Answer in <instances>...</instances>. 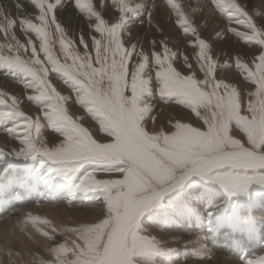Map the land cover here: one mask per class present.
Here are the masks:
<instances>
[{"label": "snow or ice", "instance_id": "6c2138e0", "mask_svg": "<svg viewBox=\"0 0 264 264\" xmlns=\"http://www.w3.org/2000/svg\"><path fill=\"white\" fill-rule=\"evenodd\" d=\"M38 14L16 21L0 8V34L8 40L0 44V68L21 73L31 83L25 99L40 108L43 118L62 137L51 148L38 138L40 116L25 115L23 101L0 91V121H12L8 135L18 139L15 160L42 158L53 172L76 176L88 164L116 171L122 178L97 179L88 172L79 176L76 191L100 192L106 207V218L98 223L70 228L73 239L52 251L56 264H157L156 257L170 253L162 250L156 239L143 235L142 218L162 209L164 200L192 182L216 188L227 197L247 196L251 186L264 188V27H258L239 0H212L214 10L228 22H235L247 33L229 27L226 32L254 45L251 62L235 58V69L248 86L246 92L233 84L218 80L219 64L210 54L209 45L201 39L184 15L180 4L166 0L177 15V27L185 37H195L190 47L197 50L193 59L203 73L182 75L173 67L177 55L164 43L151 54L132 44L125 47L122 31L144 15L143 8L129 7L125 0H111L118 21L109 26L96 11L93 0H28ZM101 6L104 0H100ZM66 4L84 14L95 25L90 30L91 50L85 38H79L81 54L57 20ZM22 11L21 5H15ZM151 17V13H147ZM135 18V19H134ZM26 38L22 43L16 35ZM34 36L35 41L29 36ZM223 38V33L217 34ZM38 42V46L37 43ZM155 47V41H152ZM59 49V54L54 50ZM184 56L189 70L192 64ZM154 72V77L152 73ZM59 74L74 86L75 103L99 124L100 136L94 138L81 126L82 117L71 118L65 105L69 96L61 95L49 81ZM163 98H175L177 104L190 109L203 123L174 122L167 132H149L148 121L156 120L148 102L152 98V81ZM201 111L203 115H201ZM36 133V138L33 136ZM0 155L7 153L0 152ZM209 218L212 216L209 214ZM47 225L48 221H40ZM39 231V229H37ZM54 235L56 228L51 229ZM49 241L54 235L40 232ZM71 257V259H68ZM159 264H165L163 260ZM243 264H264V257L244 259Z\"/></svg>", "mask_w": 264, "mask_h": 264}, {"label": "rangeland", "instance_id": "374dc122", "mask_svg": "<svg viewBox=\"0 0 264 264\" xmlns=\"http://www.w3.org/2000/svg\"><path fill=\"white\" fill-rule=\"evenodd\" d=\"M17 2L27 4L30 8L34 9L28 0H17ZM135 2H137V0H125V3H129V7L132 8H136L135 6L133 7ZM239 2L241 6L248 11L253 22L258 27H264V1L239 0ZM152 3L153 0H143L137 5L143 8L144 15L139 16L138 14L139 18L135 24H130L126 30L122 31L121 39L125 47H130L132 44H135L139 49L151 54L153 51H160V45L162 42L177 55V59L173 61V67L175 70L186 75L195 73L198 79H203V73L200 72L196 60L193 59L197 50L190 47L192 43H195V37H185L183 32L178 29L177 15L172 11L171 7L167 5L166 1L155 4L156 6L158 5L156 16H159V20L152 16L149 17L147 13L151 10ZM173 3L180 4L188 23L192 28L196 29L198 36L209 45L211 49L210 54L213 56L214 61L219 64L227 63L230 65L229 68L217 69V79H222L224 82L233 84L246 92L250 86L241 83L242 77L235 69L234 60L237 58L238 54L239 56H243V58L244 54H247V59H241H243L242 61L244 62H251L252 57L250 53L252 52L254 45L250 44L244 46L242 41H238L235 37L231 36L230 33L226 32V29L231 27L236 31L245 32V34L249 33L239 27L237 23L228 22L227 18L221 16L218 10H214V13L217 16L216 18H213L210 15L206 16V14H203V16L197 15L198 10L194 7L196 6V3H198L197 1L194 2V0H189L188 8L186 7L187 3H184V0H173ZM97 4H101L100 0H93V5L96 11L103 19H105L106 23L110 24L109 26L118 21V13H116L115 17L113 15L110 17L106 16V13H110L106 10L108 3L104 2L103 6L100 5L99 8H96ZM163 5L166 10L170 11L171 14L174 13L176 17H171L167 14L162 15L160 12ZM210 8L213 9L214 6L212 7L211 5ZM70 10L73 15H75L74 13L79 12V10L75 8H71ZM34 11L37 10L34 9ZM79 14L82 13L79 12ZM218 18H221L224 23H221ZM28 19L32 20L33 23H38L35 21V14L29 15ZM57 20L62 26V23H64L63 19L57 17ZM139 25H144V30L137 31V28L135 29V27H140ZM129 29H133L131 30V36L130 33L129 35L126 33ZM164 30L168 32L165 33ZM68 32L72 31L68 30ZM218 33H223L222 39L216 38ZM71 35L72 34H68L67 36L72 39ZM72 40L74 41L75 39ZM152 41H155V47L153 46ZM76 47L82 54L83 48L81 46L78 47L77 45ZM54 51L59 54L58 48ZM184 56L189 58L188 62L192 64L191 70L185 67L183 60ZM19 75H21L22 80L27 79L23 74L19 73ZM152 75L154 77V72ZM49 79H56L57 84L67 91L70 96V102L65 105V107L67 106L66 109L71 118L75 119L78 116L82 117L79 121L81 126L94 134V138L100 136L99 124L96 120L89 116L86 110L75 103L74 86L68 83L59 74H50ZM19 83L22 85L24 84V82ZM28 91H30V89H28ZM30 94L32 93L30 92ZM162 98L163 97H161L157 91L156 82L153 80L152 98L148 102L153 109L151 116L154 117L156 121V116L158 114L162 115L165 107L172 106L180 113L181 111L186 113V120L184 119L179 122H188L193 126L202 125L203 122L197 118L196 114L192 113L190 109L183 107V105L177 104L175 98ZM152 103L154 105H152ZM23 104L24 106L33 109L36 112V116L41 117V133L38 138L43 142L44 146L51 148L54 146V142H62V137L50 127L49 122L43 118L40 108L37 105L28 102L25 98L22 105ZM155 104L157 106H155ZM4 107V105H0V110H4ZM22 112L32 118L36 117L26 111L22 110ZM201 115H203L202 111ZM165 116L166 117L162 119H158V124H155L156 128L151 123V119H149L147 130L153 132L157 129H163L167 132L170 127L168 124L169 114L167 113ZM11 127H14L12 121H0V135L7 139L9 144L14 143L17 145L19 143H17L18 139H14L12 136L8 135V129ZM33 136L36 138L35 132H33ZM0 148V152L7 153V155H0V164L5 167L6 164L11 163H16L20 166H28L29 163H31L29 165V170L31 171L30 176L32 179H36L34 185H37V188L33 185V188H28L27 190L28 193L34 192V194H31L33 195V199H27L26 202L19 204L18 202L2 204L5 207L0 206L1 221L5 220L8 216L26 221V223L40 225V220L29 216L27 213L28 210L37 207L54 208L66 205L65 210H68L67 213H69V210L82 211L81 209L84 208L89 211L87 215L85 212L77 213L75 216L77 218L75 219L73 218L74 216L71 215V220H69L65 229H56L57 233H63L62 235H54L51 231L52 228L49 227L48 224H42V226L49 231L46 233L48 235H54V239L49 241L45 237L48 240V244L46 245L47 250H44V248L39 245L41 255L32 257L31 254L29 258L30 260L25 259L22 256L23 252L20 251L17 246L9 250V248H7L6 245L4 246L3 243L0 245V252L2 251L4 255L1 264H56L57 257L52 250L58 247V245L66 242L69 243L70 247V241L73 237L71 233L67 231L68 229L98 223L102 218H106V207L103 200V194L100 192H91L88 194L77 192V178L88 172L96 173L97 179H117L122 177H120L116 171L109 174L106 171V168L95 164L85 165L80 169L76 176H69L68 174L60 172H53L47 165L42 169L40 167L42 163L41 157H37V159L33 161L15 160L12 153L16 151H14L12 145L9 146L8 144L0 142ZM0 170L5 171L1 168ZM8 172H12V170L8 169ZM1 178L2 176H0V179ZM70 190L72 191L69 193ZM10 193L12 195L14 194L13 198H17V201L21 199L19 189L13 188ZM10 193L6 196H9ZM72 196H74V198L72 201H69L68 199ZM164 205L165 206L162 209L146 214L145 217L142 218L141 224L143 229L142 234L148 236L149 239H156L161 245L162 250L170 253V255L165 257L154 258L157 261V264H159L161 260H163L165 264H206L208 262L215 264L216 260L219 262L218 264H236L237 261L243 263V260L248 259L253 252L258 254L255 258L264 257V188L253 185L249 188L247 196L230 198L216 188H210L200 182H197L195 185H193L192 182H189V184L185 185L183 189L174 193L170 197L165 198ZM209 214L212 216L211 219L209 218ZM35 232L40 234V231L29 228L30 234H34ZM25 233L27 232L25 231ZM216 239L218 240L217 244L213 243ZM222 243H226V246L228 247L224 249L225 246L223 247ZM234 245L238 247V252L232 251L231 248ZM242 250H244L245 253L244 251L242 252ZM222 254L227 255V257H224L223 259ZM244 255H246L244 258L241 257ZM68 259H71V257Z\"/></svg>", "mask_w": 264, "mask_h": 264}, {"label": "bare ground", "instance_id": "6f19581e", "mask_svg": "<svg viewBox=\"0 0 264 264\" xmlns=\"http://www.w3.org/2000/svg\"><path fill=\"white\" fill-rule=\"evenodd\" d=\"M141 1H143V0H137V2H135L133 4V7L134 6L137 7V5L140 4ZM162 1H166V0H153V3L151 4L152 8H151V10H149V13H151V16L157 20H159V16H156V14H157L156 10H157L158 5L156 6L155 4H158V2L162 3ZM188 1L189 0H184V3H187L186 4L187 8H188ZM191 1H193V0H191ZM195 1L198 2V3H196V6H194L195 9L198 10L197 15L203 16V14H206V16L210 15L213 18L217 17L216 14L214 13L215 12L214 8L213 9L210 8L211 5L213 7L212 0H200V1L194 0V2ZM104 2L108 3V6H106V10H107V12H110V13H106L107 14L106 16L110 17L113 15L115 17L116 12H115L114 7L111 5V0H104ZM17 3H18L17 0H0V8H3L4 12L6 14H10L11 18L16 20V21H19L20 19H28L29 15H32V14H35V15L38 14V11H34V9L30 8V6H28L27 4H23L21 2L19 4L21 5V8L23 10L22 11L17 10V8L15 7V5ZM71 5L72 4H66L65 8L61 9L59 11L57 17H60L61 19H63L64 23H62V27L65 29L66 33L72 34L71 38L75 39L74 42L76 43V45L78 47H80L79 38L81 36H83L85 38V42L89 45V50H91V38L93 36H95L96 38H99L98 34L93 33L89 27L90 24L92 26H94L95 21H89L87 19V17L84 16V14H79V12H76V13H74L75 15H73L70 9L75 8V7H74V5H72V7H71ZM100 5L101 4H97L96 8H99ZM127 5L130 6L129 3H127ZM160 13H162V15L167 14L171 17L172 16L176 17L174 13L171 14L170 11L166 10L164 5H163ZM218 19L221 23L222 22L224 23V21L221 18H218ZM144 23H146V22H144ZM210 27H211V25H210ZM136 28H137V31L138 30L142 31V30H144V25H141L140 27L136 26L135 29ZM219 28H220V26H219ZM68 30H71L72 32H68ZM131 30H133V29H131ZM131 30L129 29V31L126 32L127 35H129V33H130V36H131V33H132ZM164 31H165V33L168 32L166 30H164ZM198 31H199V29H198ZM15 32H16L17 38L22 43L26 44V38L24 37L23 33L20 32L19 25H17ZM29 38H32L35 41L34 36H31V34H30ZM7 43H8V40H6L4 38L3 34H0V44H7ZM141 43H142V41H141ZM57 48H58V46H57ZM237 58L241 59V58H243V56H241V55L239 56V54H238ZM247 58H248V55L244 54L243 59L245 60ZM243 59H241V60H243ZM182 74H184V73H182ZM184 75H186V74H184ZM49 81L54 85V87L57 88L58 92L61 95L69 96L67 91L62 89L61 86H59L57 84L56 79H49ZM19 82H24V84L22 85ZM29 83H31L29 78H27L26 80H22L21 75H19V73L0 68V91L4 92L6 95H12L17 99L19 98L22 101H24V98L27 95H29L31 92V91L26 90L24 87L25 85H27ZM152 105H154V104L152 103ZM155 106H157V105L155 104ZM21 108L23 111H26L33 116L34 115L36 116V112L33 109H31L30 107L24 106V104L23 105L21 104ZM163 110L164 111H163L162 115L158 114L156 116L157 121H159L158 119H162V118L166 117L165 115H167V113L169 114V120H168L169 125H171L174 122L183 121L186 118L185 117L186 113L183 111H181V113H180L175 107L169 106V107H165ZM157 121L155 123L156 125L158 124ZM156 125H154L155 128H156ZM0 142L3 144H8L9 146L12 145V147H14V151H18V148L20 147L18 141H17V143H18L17 145H15L14 143H10L11 144L10 145L8 143L7 139H5L2 135H0ZM30 164L31 163H29V165ZM6 165H5V167H3L0 164V168L5 170V171L0 170V176H2V178L0 179V206H3L4 204H7L9 202H11V204L18 202V204H19V203L26 202L27 199H33V195H31V194H34V192L33 193L27 192L28 188H33L32 186L34 185V182L36 180V179H32L30 176L31 175V171L29 170L30 166L29 165L28 166H26V165L20 166L16 163H11V164H6ZM8 169L12 170V172H8ZM34 187L37 188V185L35 184ZM13 188L19 189V194H20L21 199L18 201H17V198L16 199L13 198L14 194L12 195L10 193V191H12ZM71 191L72 190H70L69 193ZM9 193H10V195L6 196ZM73 198H74V196H72L68 200L72 201ZM3 207H5V206H3ZM65 207H66V205H62L60 207L57 206L54 208H52V207H37L35 209L28 210L27 213L29 216L35 217L36 219H38L40 221H44V220L48 221V226L51 228L54 227L56 229H61V228L65 229L66 225L69 223V220H71L70 219L71 215H73L74 216L73 218L75 219V218H77V217H75L77 215V213L79 214L81 212H85V214L87 215L89 212L88 210H86L84 208V209H81L82 211H79V210L70 211L69 210V213H67L68 210H65ZM12 211H14V210H12ZM29 228H31L32 230L39 229L40 232H49L44 226H42V223H40V225L26 223V221H23L20 219H14V218H11L8 216L5 220H3V221L0 220V245H1V243H3L4 246L6 245L7 248H9V250H11V249H13V247L17 246L18 249L23 252L22 256L25 259H29L31 254H32L31 255L32 257L33 256L37 257V256L41 255L39 247L41 246L42 248H44V250H47L46 245L48 244V240L45 238V236H41L38 232H35L34 234H30ZM25 231L27 233H25ZM213 243L217 244L218 240L216 239V241L215 242L213 241ZM222 246L223 247L225 246L224 249H226L228 247V246H226V243H222ZM228 251H230V250H228ZM222 255H223L222 256L223 259H224V257H227V255H225V254H222ZM256 255H258V254L253 252L252 254H250L248 259H254ZM241 257H243V256H241ZM3 258H4V255H3V252L1 251L0 252V264H1V261ZM218 263L219 262L216 260L215 264H218ZM206 264H212V262H208ZM236 264H243V263H239L237 261Z\"/></svg>", "mask_w": 264, "mask_h": 264}]
</instances>
